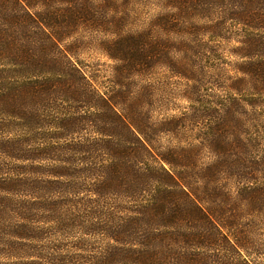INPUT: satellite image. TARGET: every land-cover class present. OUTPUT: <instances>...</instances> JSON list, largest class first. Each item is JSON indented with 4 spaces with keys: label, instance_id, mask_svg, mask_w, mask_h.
<instances>
[{
    "label": "trees",
    "instance_id": "16d2710c",
    "mask_svg": "<svg viewBox=\"0 0 264 264\" xmlns=\"http://www.w3.org/2000/svg\"><path fill=\"white\" fill-rule=\"evenodd\" d=\"M155 1L0 0V264H264V0Z\"/></svg>",
    "mask_w": 264,
    "mask_h": 264
},
{
    "label": "rangeland",
    "instance_id": "374dc122",
    "mask_svg": "<svg viewBox=\"0 0 264 264\" xmlns=\"http://www.w3.org/2000/svg\"><path fill=\"white\" fill-rule=\"evenodd\" d=\"M154 3V5L156 4L155 0H143V2L141 4H139V11L140 13H142V15H140V23H145V21L147 22V20H149L150 17L156 15L157 11L152 10V8H154V6H152V4ZM148 5V7L146 6ZM237 42H232L230 45H228L226 47L227 49V53L225 55H229L230 56V51L233 50V47L235 46ZM91 54L88 55V58ZM228 56V60L229 63L225 64L228 65L227 68L230 70H233L235 68H232L233 64L235 62H237L239 60V58H236L235 56ZM87 57V55L85 56ZM232 57V58H231ZM87 58V59H88ZM90 62H94L95 65L98 66V68L102 69L104 71V75H107L111 69V65L113 64V62L109 61L107 58L105 57H101L99 55H94L92 60ZM232 65V66H229ZM228 70V71H229ZM235 72V71H234ZM230 74H233L232 72H230ZM160 78V77H158ZM229 73L226 75H222V77H220V79L217 80L216 86H213L214 89H217V91L219 89H221V94L225 95V92L228 90V88L231 87L233 81H235L236 78L231 77V79L229 80ZM178 90V89H177ZM240 97V96H238ZM172 107H178L180 109H182L183 107H185L187 105V103L185 101L179 100V99H174L171 102ZM172 113V112H171ZM7 161H3V164L5 165ZM10 163H14L13 166L15 167V170L18 169L17 166L22 165V162H11ZM24 165H28L27 163H24ZM6 171H9L7 169L6 166L3 167ZM28 170V169H27ZM24 171V170H23ZM9 179V176H6ZM36 196H46V194L44 195H40V193L35 194ZM53 196V195H52ZM61 197V196H59ZM66 198V197H65ZM61 200V199H60ZM22 201V200H21ZM40 201V199H39ZM40 207H43V205H35L33 207V210L36 212H40L43 215L46 216V214H48L47 218L49 219L48 221V225H42L40 224V227L45 231L43 237L41 238L39 236L38 240L35 241L34 243L38 246L41 247L43 250L42 252H40V254H35L38 257V260L44 264H52V257L53 255L59 251L58 253H67L70 249L72 250V246L74 245V243L78 242V239L81 237V235L78 233V231L75 232H70V234H65L63 233L61 230H59L58 228L55 227L54 222H51V220H54V217H56L55 214H53L52 211L48 210V209H40ZM55 221L57 222V218L55 219ZM45 227V229H44ZM90 237H94V236H90ZM85 239L87 238H83L81 239V242L83 241L85 243ZM80 240V239H79ZM91 243H93V241H91ZM7 248H1L0 247V260H7L10 258V256L8 254H10L9 252L5 251ZM45 257H48L49 262H47L45 260Z\"/></svg>",
    "mask_w": 264,
    "mask_h": 264
}]
</instances>
